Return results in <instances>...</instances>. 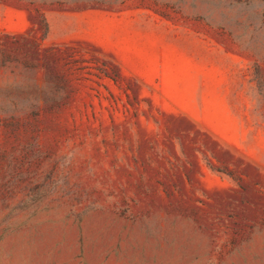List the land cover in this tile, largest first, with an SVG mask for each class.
<instances>
[{
  "label": "rangeland",
  "instance_id": "rangeland-1",
  "mask_svg": "<svg viewBox=\"0 0 264 264\" xmlns=\"http://www.w3.org/2000/svg\"><path fill=\"white\" fill-rule=\"evenodd\" d=\"M0 264H264V0H0Z\"/></svg>",
  "mask_w": 264,
  "mask_h": 264
}]
</instances>
